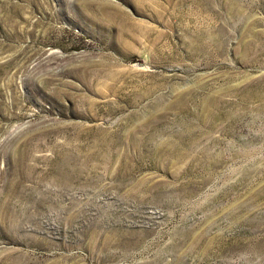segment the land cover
<instances>
[{"label": "rangeland", "instance_id": "obj_1", "mask_svg": "<svg viewBox=\"0 0 264 264\" xmlns=\"http://www.w3.org/2000/svg\"><path fill=\"white\" fill-rule=\"evenodd\" d=\"M0 264H264V0H0Z\"/></svg>", "mask_w": 264, "mask_h": 264}, {"label": "bare ground", "instance_id": "obj_2", "mask_svg": "<svg viewBox=\"0 0 264 264\" xmlns=\"http://www.w3.org/2000/svg\"><path fill=\"white\" fill-rule=\"evenodd\" d=\"M165 5V4H164ZM164 12V11H163ZM165 13V12H164Z\"/></svg>", "mask_w": 264, "mask_h": 264}]
</instances>
